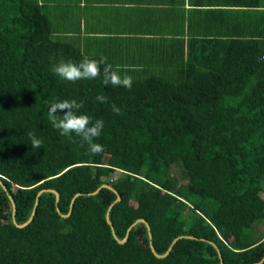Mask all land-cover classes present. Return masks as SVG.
<instances>
[{"label":"trees","instance_id":"1","mask_svg":"<svg viewBox=\"0 0 264 264\" xmlns=\"http://www.w3.org/2000/svg\"><path fill=\"white\" fill-rule=\"evenodd\" d=\"M167 48L127 65L131 89L101 76L75 83L51 72L52 58L88 55L53 38L37 0H0V264H254L264 258V0L200 8ZM107 59V62L110 63ZM108 97L100 103L97 95ZM53 97L83 101L104 128L90 154L48 120ZM119 107L116 114L112 106ZM62 115V113H60ZM43 141L33 149L27 133ZM182 168V179L173 175ZM4 184L6 189L2 186ZM121 240L138 219L125 244ZM13 223L12 196L18 224ZM79 196L72 212L73 198ZM204 239V240H203ZM264 264V263H262Z\"/></svg>","mask_w":264,"mask_h":264},{"label":"crops","instance_id":"2","mask_svg":"<svg viewBox=\"0 0 264 264\" xmlns=\"http://www.w3.org/2000/svg\"><path fill=\"white\" fill-rule=\"evenodd\" d=\"M47 13L56 41L77 43L88 55L133 65L169 48L200 8L232 0H37ZM245 1V0H238ZM257 1V0H253ZM77 45L80 49H82ZM90 47L98 50L91 54ZM158 55V54H157Z\"/></svg>","mask_w":264,"mask_h":264},{"label":"clouds","instance_id":"3","mask_svg":"<svg viewBox=\"0 0 264 264\" xmlns=\"http://www.w3.org/2000/svg\"><path fill=\"white\" fill-rule=\"evenodd\" d=\"M52 60L51 72L68 82L96 79L101 76V65H104L102 82L105 86L111 84L131 89L133 84L132 77L127 74L120 75L114 70L113 65L107 62L106 57L97 60L85 56L79 63L63 58L56 62L55 57ZM96 100L100 103H108V97L103 94L97 95ZM46 107L48 120L61 136L71 139L74 134L80 137L82 142L87 144L90 154H99L104 150L101 144L94 142L103 131L104 121L102 119L93 120L91 116L81 112V109L84 108L83 101H78L75 98L53 97L46 102ZM112 110L116 114L120 112L119 107L115 105L112 106ZM27 135L33 149L41 148L43 141L37 138L35 133L28 132Z\"/></svg>","mask_w":264,"mask_h":264},{"label":"water","instance_id":"4","mask_svg":"<svg viewBox=\"0 0 264 264\" xmlns=\"http://www.w3.org/2000/svg\"><path fill=\"white\" fill-rule=\"evenodd\" d=\"M0 179H1V178H0ZM1 184H2V186L4 187V189H6V187L4 186V184H3L2 182H1ZM103 188L110 189V190H112V191L117 195V199H116V201H115L114 204H112V205L109 207V209H108V212H107V214H106V220H107L108 224L111 226V230H112V233H113L114 238H115L120 244H125V243L128 241V239H129V235H130V232L132 231V229H133L135 226H137V225L140 224V223L145 224V226L147 227L151 250H152L153 254H154L157 258H160V259L166 258V257H168V256L170 255V253H171L172 250H173L174 245L178 242V240H180V239H182V238L196 239V237H193V236H180V237L176 238V239L173 241V243H172V245L170 246V248L168 249V251H167L165 254L161 255V254H159V253L156 251L155 246H154V244H153V233H152V230H151V226H150V224H149L148 221H146L145 219H138V220L135 221V222L130 226V228L128 229V231H127V235H126L125 239H124V240H121V239L118 237V235H117V233H116V231H115V228H114L113 222L111 221V210H112V207H113L116 203H118V202H120V201L122 200L121 195L118 193V191H117L116 189H114V188H113L112 186H110L109 184H104V185H102L97 191H95V192H93V193H90L89 195H90V196L97 195V194L100 192V190L103 189ZM44 193H53V194L56 196L57 210H58V213H59L62 217H68V216L70 215V214H69V215H64V214H62L61 211H60V209H59V207H58V206H59V201H60V194H59V192L56 191V190H52V189H44V190L40 191L39 194H38V196H37V199H36V202H35V206H34V209H33L32 215H31V217L29 218V220H28L26 223H24V224H18V223L16 222V216H17L16 203H15L14 198H13L12 196H10L9 198H10L11 203H12V206H13V214H12L13 223H14L17 227H19V228H24V227H26L27 225H29V224L33 221V219H34V217H35V215H36V213H37V208H38V205H39V202H40V197H41V195L44 194ZM0 196H1V195H0ZM79 196H81V194H77V195L73 198L72 203H71V207H70V213L72 212V210H73V208H74V203H75L76 199H77ZM203 240H204V239H203ZM210 244H212V245L216 248V250H217V252H218V254H219L220 260H221V264H225L224 259H223V256H222V253H221L219 247H218L214 242H210ZM262 263H264V258H263L260 262H258V263H254V264H262Z\"/></svg>","mask_w":264,"mask_h":264},{"label":"rangeland","instance_id":"5","mask_svg":"<svg viewBox=\"0 0 264 264\" xmlns=\"http://www.w3.org/2000/svg\"><path fill=\"white\" fill-rule=\"evenodd\" d=\"M73 44L76 46V45H79V44H77V43H74L73 42ZM82 49V51L84 50V51H87L86 49H85V47L84 46H82V45H79ZM83 51V52H84ZM98 52V50L97 49H95L94 47H90V53L91 54H94L95 52ZM86 53V52H85ZM183 170H182V168L180 167V166H176L174 169H173V175L177 178V179H179V180H181L182 179V172Z\"/></svg>","mask_w":264,"mask_h":264}]
</instances>
